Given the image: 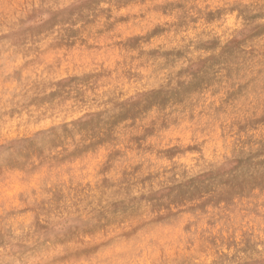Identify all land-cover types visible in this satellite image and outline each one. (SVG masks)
<instances>
[{
	"label": "rangeland",
	"instance_id": "rangeland-1",
	"mask_svg": "<svg viewBox=\"0 0 264 264\" xmlns=\"http://www.w3.org/2000/svg\"><path fill=\"white\" fill-rule=\"evenodd\" d=\"M0 264H264V0H0Z\"/></svg>",
	"mask_w": 264,
	"mask_h": 264
}]
</instances>
